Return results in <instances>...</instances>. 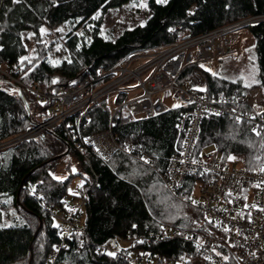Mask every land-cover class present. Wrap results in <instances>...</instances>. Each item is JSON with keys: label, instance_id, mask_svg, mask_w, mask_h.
<instances>
[{"label": "trees", "instance_id": "1", "mask_svg": "<svg viewBox=\"0 0 264 264\" xmlns=\"http://www.w3.org/2000/svg\"><path fill=\"white\" fill-rule=\"evenodd\" d=\"M134 1L147 2L151 14L146 23L124 32L114 42L105 40L100 35L102 22L95 16ZM255 16H264V0H167L163 4L157 0H0V66H16L24 81L58 94L65 86L97 78L100 69L108 71L137 51L163 48ZM63 26L71 29L63 41L67 58L52 66L47 60L48 47L43 43L48 38L46 31ZM25 33H30L28 42L36 44L28 58ZM249 36L253 41L252 58L242 66L254 80L249 86H245L244 77L232 81L221 71H206L200 66L187 67L178 84L199 73L209 98L229 95L235 89L244 94L261 87L264 92V20L249 27ZM125 99L126 94L105 99L56 130L0 154V224L2 209L12 208L15 212L8 226H0V264H45L60 244L51 215L31 196L30 188L37 185V195L50 206L63 207L65 197H78L77 193L71 196L69 189L74 176L67 181L53 176L63 153L74 152L66 133L70 124V130L83 139L107 130L112 120L115 135L122 146L131 148V153L118 152L107 162L93 155L86 163L88 175L77 188L85 200L86 237L81 240L82 236L75 234L67 241L59 264H131L122 255L128 254V249L122 248L120 242H116L121 247L117 255L99 249L130 235L152 238L153 242L142 244L139 251L185 262L187 256H194V249L181 238L156 241L163 228L168 226L192 237L216 231L202 212L173 197L157 173L165 171L180 147L176 125L184 109L174 108L153 119H136L121 107ZM54 104L51 100L40 102L26 92H15L0 75V141L40 123ZM115 106L121 108L113 114ZM209 146H216L223 164H240L235 167L248 173H264V133L253 132L249 123L206 116L195 157L204 154ZM144 158L151 160L154 168L148 167ZM208 177L202 173L188 180L184 194L192 195L193 188L204 184ZM40 223V234L33 240Z\"/></svg>", "mask_w": 264, "mask_h": 264}, {"label": "built area", "instance_id": "2", "mask_svg": "<svg viewBox=\"0 0 264 264\" xmlns=\"http://www.w3.org/2000/svg\"><path fill=\"white\" fill-rule=\"evenodd\" d=\"M263 20L264 16L250 17L163 48L137 51L108 71L100 69L97 78L65 86L58 94L44 92L37 83L24 81L16 66H0V75L13 85L15 92H26L40 102L55 101L48 116L40 123L22 134L0 141V154L54 131L76 114L120 94L128 96L121 107H125L133 117L153 119L174 108L184 109L176 125L181 136L180 147L171 156L165 171L157 173L165 189L176 199L202 212L223 241L218 243L210 235L188 236L166 226L155 240L181 238L192 246L194 256H187L185 262H181L138 249L122 255L131 264H264V173H248L223 164L217 150L199 157L194 154L206 116L249 123L253 132L264 133V92L261 87H254L244 94L235 89L229 95L209 98L205 90L178 84L187 67L203 65L202 68L211 71L227 58H238L242 40L249 36V27ZM139 90L141 93L136 95ZM121 107H113V114ZM112 125L111 120L107 130L83 139L70 130L72 124L68 126L69 130L66 127V133L86 163L93 155L107 162L118 152L131 153V148L122 146ZM143 161L154 168L151 160L144 158ZM202 173L209 176L206 182L198 183L192 190L193 194L186 196L183 192L186 182ZM30 193L51 215L53 227L61 238L45 264H59L61 252L67 249V241L74 239L75 234L82 236L81 240L86 237L82 191L77 190L78 197H65L63 207L46 204L44 198L37 195V185L30 188ZM116 242L125 244L126 249H133L142 244L150 245L153 241L145 236L130 235L102 245L100 252L117 255L121 250Z\"/></svg>", "mask_w": 264, "mask_h": 264}, {"label": "rangeland", "instance_id": "3", "mask_svg": "<svg viewBox=\"0 0 264 264\" xmlns=\"http://www.w3.org/2000/svg\"><path fill=\"white\" fill-rule=\"evenodd\" d=\"M150 14L151 13L146 1H134L120 8L111 9L105 14L99 13L98 15L95 16V19L97 21L102 22L100 27V35L105 40L114 42L124 32L134 29L138 26H143L146 23L147 19L149 18ZM46 32L48 33V38L45 39L43 43L44 45H47L46 47H48V51H49L48 59H47L48 63L54 66L59 64L65 58H67L63 41L66 35L71 32V29H69V27L67 26H63L56 30L53 29L47 30ZM29 36L30 33H25V42L28 50V54L26 56L27 58L34 52L36 48V44L28 42ZM242 36L245 37V34H243ZM252 46H253V41L250 38V36L245 37L242 40V50L239 57L227 58L211 71L215 73L221 71L227 78H229L232 81H236L240 77H244L243 79L245 84L252 83L254 80L252 79L250 71H247L246 67H242L246 65V63L243 65L244 61H247L252 58V51H251ZM247 49H248V55L245 54ZM242 57L244 58V60H239ZM202 80L203 79L201 75L199 73H195L192 75V77L189 80H186L185 86L186 87L192 86L194 88L197 86L196 89H198L199 91L205 90V88L201 89L202 87H205L204 84H202ZM132 85H136V83H133ZM140 93L141 91L139 90V92L136 93V95ZM134 118L140 119V117H134ZM73 150L75 153L72 152L68 154L69 150L66 151V153L68 152L67 154L63 153L64 155H62L58 159L57 166L53 172L54 178L58 181H67L72 176H74L73 178H71L72 181L69 188L71 196L76 195L77 188L83 185L84 178H86L88 175L86 170V162L77 155V151L75 149ZM216 150H217L216 146H209L205 149L204 154H211ZM232 161L238 162V159L236 160L232 159ZM235 166L240 167L241 165L235 164L234 167ZM14 213L15 212L12 208L2 209L3 222L2 224H0V226H8L10 224L11 218L15 215ZM208 234H211L210 236H212L213 239H215L216 242L218 243H221L223 241L222 237L218 234L217 231H209ZM198 235L203 236L207 234L198 233ZM121 247L126 248V245L121 243ZM138 247L140 246H137L133 249L128 248V253H132L133 251H136Z\"/></svg>", "mask_w": 264, "mask_h": 264}, {"label": "water", "instance_id": "4", "mask_svg": "<svg viewBox=\"0 0 264 264\" xmlns=\"http://www.w3.org/2000/svg\"><path fill=\"white\" fill-rule=\"evenodd\" d=\"M24 101H25V99H24ZM25 103H26V101H25ZM68 153V152H67ZM66 153V154H67ZM23 187H24V181L22 182V184H21V187H20V190H19V195H18V198H17V202H18V204H20V193H21V190L23 189ZM42 228V223H40V227H39V230ZM39 230H38V232H39ZM38 232L36 233V235H35V237H34V239L33 240H35L36 239V237H37V235H38ZM32 259L33 258H31V262H32Z\"/></svg>", "mask_w": 264, "mask_h": 264}, {"label": "snow or ice", "instance_id": "5", "mask_svg": "<svg viewBox=\"0 0 264 264\" xmlns=\"http://www.w3.org/2000/svg\"><path fill=\"white\" fill-rule=\"evenodd\" d=\"M15 2H19V0H15ZM157 3H162V4L167 3V0H157ZM201 67H203V65ZM245 86H249V85L246 84ZM229 159H235V157H230ZM262 171H264V169H262ZM109 255H112V254L109 253Z\"/></svg>", "mask_w": 264, "mask_h": 264}, {"label": "crops", "instance_id": "6", "mask_svg": "<svg viewBox=\"0 0 264 264\" xmlns=\"http://www.w3.org/2000/svg\"><path fill=\"white\" fill-rule=\"evenodd\" d=\"M200 84V83H199ZM202 84H204V82H203V80H202ZM205 86V85H204ZM190 87H192V86H190ZM197 87V86H196ZM205 87H202L201 89H204ZM138 92V91H137ZM130 97H131V95H129ZM128 97V96H127ZM126 97V98H127Z\"/></svg>", "mask_w": 264, "mask_h": 264}, {"label": "bare ground", "instance_id": "7", "mask_svg": "<svg viewBox=\"0 0 264 264\" xmlns=\"http://www.w3.org/2000/svg\"><path fill=\"white\" fill-rule=\"evenodd\" d=\"M164 115V114H163Z\"/></svg>", "mask_w": 264, "mask_h": 264}]
</instances>
